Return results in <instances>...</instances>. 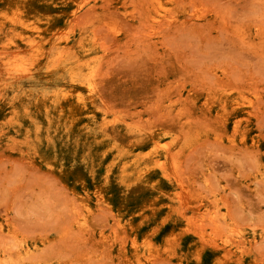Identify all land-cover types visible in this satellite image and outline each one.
Returning a JSON list of instances; mask_svg holds the SVG:
<instances>
[{
    "label": "rangeland",
    "instance_id": "374dc122",
    "mask_svg": "<svg viewBox=\"0 0 264 264\" xmlns=\"http://www.w3.org/2000/svg\"><path fill=\"white\" fill-rule=\"evenodd\" d=\"M0 264H264V0H0Z\"/></svg>",
    "mask_w": 264,
    "mask_h": 264
},
{
    "label": "bare ground",
    "instance_id": "6f19581e",
    "mask_svg": "<svg viewBox=\"0 0 264 264\" xmlns=\"http://www.w3.org/2000/svg\"><path fill=\"white\" fill-rule=\"evenodd\" d=\"M162 16V15H161ZM152 19V18H151ZM155 21V20H154ZM157 22V21H156ZM161 24V23H160ZM159 25V24H158ZM152 26V25H151ZM160 26V25H159ZM161 36V35H160ZM27 61H25L23 64V66L20 69H16V74H20V76L22 77V79L25 81L28 78H30L32 76V74L30 73V69H29V64L26 63ZM18 64V63H17ZM20 67V66H19ZM62 89V88H61ZM59 92H61V90L59 89V91H55V90H51V91H47L44 93L43 96L40 95V97L38 98V100L34 103L33 108L28 110L26 109V111L28 112V116H26V118L35 126L38 127V130H40L43 126V123L46 122V127L48 129V131L51 133L52 131H54V134H60L63 133L62 135H59V137L62 136L63 139L65 138H70L72 136V130L73 127H75V124L73 126H70L67 122V119H65V117L67 116H54L53 115V109L51 108L52 106H50L49 101H55L56 103L58 101V96H59ZM56 98V99H55ZM9 99L11 100L12 97H8V101ZM187 101V100H186ZM55 103V106H56ZM54 107V106H53ZM53 115V116H52ZM86 127V126H85ZM85 127L81 128L80 130L84 129ZM55 129V130H54ZM52 134V133H51ZM61 138V139H62ZM50 143H54L53 140L50 141ZM254 155V154H253ZM51 173V172H50ZM82 202H84L86 205H88L86 203V201L84 200H80ZM89 229V228H88ZM121 240V239H120ZM250 242V241H249ZM134 245L137 246V242L136 240L134 241ZM261 245V244H260ZM233 246V245H232ZM257 247V246H256ZM37 246L30 247V246H25L22 252L23 256L26 255H30L32 252H34V250H36ZM22 249V248H21ZM244 249V248H243ZM13 256V255H12ZM27 259V258H26ZM107 260V259H106ZM105 263V262H104Z\"/></svg>",
    "mask_w": 264,
    "mask_h": 264
}]
</instances>
